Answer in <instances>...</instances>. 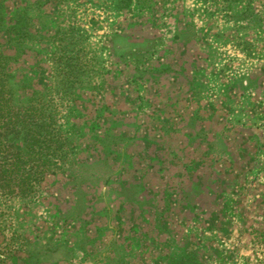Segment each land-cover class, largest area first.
I'll return each instance as SVG.
<instances>
[{
    "label": "rangeland",
    "instance_id": "obj_1",
    "mask_svg": "<svg viewBox=\"0 0 264 264\" xmlns=\"http://www.w3.org/2000/svg\"><path fill=\"white\" fill-rule=\"evenodd\" d=\"M0 52L71 145L0 194V264L257 263L264 0H0Z\"/></svg>",
    "mask_w": 264,
    "mask_h": 264
},
{
    "label": "trees",
    "instance_id": "obj_2",
    "mask_svg": "<svg viewBox=\"0 0 264 264\" xmlns=\"http://www.w3.org/2000/svg\"><path fill=\"white\" fill-rule=\"evenodd\" d=\"M6 66L7 57L0 52V194L22 196L63 168L71 145L53 90L32 91L20 102ZM259 238L256 264H264V232Z\"/></svg>",
    "mask_w": 264,
    "mask_h": 264
}]
</instances>
